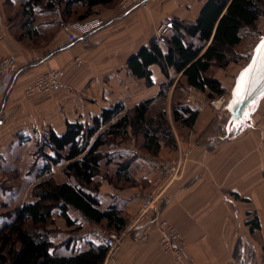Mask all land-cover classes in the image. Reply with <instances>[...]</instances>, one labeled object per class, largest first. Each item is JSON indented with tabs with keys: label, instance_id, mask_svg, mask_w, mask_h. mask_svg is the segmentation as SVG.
Segmentation results:
<instances>
[{
	"label": "crops",
	"instance_id": "obj_1",
	"mask_svg": "<svg viewBox=\"0 0 264 264\" xmlns=\"http://www.w3.org/2000/svg\"><path fill=\"white\" fill-rule=\"evenodd\" d=\"M206 1L148 0L145 4L152 7L137 6L122 15H118L117 8L98 6L96 10L105 17L106 24L93 34L89 48L69 40L72 22H63L57 12H36V19L27 22L23 4H0V60L13 55L20 65L9 91L0 94V137L9 140L7 146L4 140L0 143L1 163L16 168L6 161L7 152L14 150L17 140L22 148L34 141L37 131L49 127L62 133L65 128L60 130L55 120L61 121L63 127L67 121L91 122L103 108L121 101L130 107L155 96L166 79L160 67H151L154 82L149 86L144 78L131 74L130 57L153 37L162 42L168 31L159 34V27L173 15L195 20ZM51 69L65 71V87L51 94L26 95L34 81ZM174 72L170 69L171 75ZM234 84L235 81L230 94ZM230 118L229 109L224 115L209 110L199 114L194 129L184 138L185 144L190 143V157L183 177L165 194L161 216L181 236L182 260L177 261L173 253L162 249L160 233L155 231L143 242L123 240L109 249L103 264H264V96L243 127L232 128ZM176 148L163 146L161 150H170L174 155ZM123 149L137 151L131 145ZM144 171L134 174L135 178L151 183L155 169ZM97 179L103 177L99 175ZM105 184L112 186L106 180L102 186ZM114 189L100 191L103 206L119 199L124 210H134L140 190ZM69 212L82 225L79 230H86L89 222L75 209ZM54 214L60 216V210ZM85 230L75 236L70 246L86 250L96 243L91 230ZM67 235L73 236L68 232L51 233L59 253H69L61 243Z\"/></svg>",
	"mask_w": 264,
	"mask_h": 264
},
{
	"label": "trees",
	"instance_id": "obj_2",
	"mask_svg": "<svg viewBox=\"0 0 264 264\" xmlns=\"http://www.w3.org/2000/svg\"><path fill=\"white\" fill-rule=\"evenodd\" d=\"M117 1L23 0L22 4L27 22L34 21L36 12L52 11L59 13L63 22L71 23L97 16L96 7ZM263 16L264 0H207L193 21L172 17L167 22L171 29L162 36V42L153 37L128 61L131 74L144 78L149 86L154 82L151 67H160L169 81L160 83L155 96L130 107L121 101L103 108L91 122L67 121L60 134L52 128L44 131L37 140L36 155L46 160L41 167V177L45 176L33 186L35 199L5 210L8 221L0 226V264H103L110 249L104 244L91 243L88 249L78 250L70 246L75 236H68L61 243L68 247L69 253L57 251L59 246L52 241L49 228L55 223V210H60V216L74 230L81 226L71 217L70 209L78 211L89 223L121 232L128 223L122 201L113 200L104 207L100 189L104 180L119 188L124 187L119 186L121 182L138 185L139 181L131 175L138 153L123 149L132 134H141L142 148L154 154L163 146L177 147L172 128L165 125L166 109L152 112L153 105L166 98L174 82L170 69H174V75L181 74L179 82L185 88L196 87L211 99L223 95L226 87L211 69L226 68L233 61L244 60L243 68L249 62L264 35L259 29ZM251 32L254 33L251 49L247 53L238 51ZM173 117L177 123L193 127L199 112L189 105L180 106L174 109ZM103 146L110 149L104 152ZM64 162L67 179L58 180L53 170ZM113 162H117L113 173L103 174V165ZM99 175L103 180L97 179Z\"/></svg>",
	"mask_w": 264,
	"mask_h": 264
},
{
	"label": "rangeland",
	"instance_id": "obj_3",
	"mask_svg": "<svg viewBox=\"0 0 264 264\" xmlns=\"http://www.w3.org/2000/svg\"><path fill=\"white\" fill-rule=\"evenodd\" d=\"M11 0H0V4H22L23 0H17L18 3H11ZM122 0H118L115 4H111L109 6H103L104 8H117L118 15H122L126 13V11L129 9V6L132 4H122ZM153 4H141L139 8H148L149 6L152 7ZM163 5V4H162ZM197 6L198 4H193V7ZM130 11V10H129ZM100 18L105 19V17L101 14V12H98L96 14ZM192 15V13L190 14ZM175 17V15H173ZM36 19V18H35ZM34 19V20H35ZM188 20V19H186ZM259 29L264 31V16L261 18ZM258 29V30H259ZM254 33L251 32L250 34H247V36L244 39V42L242 46L238 49V51H242L247 53L254 42ZM93 36V35H92ZM92 43V38L89 43V45L85 46L84 48H89V46ZM244 64V60H241L240 63L237 61H233L228 67L221 68V67H213L211 72L216 78H219L223 85L226 87V92L221 95L214 98H209L207 93L196 88L194 90H189L188 88H185L181 82H179V78L181 77V74H173V80L174 82L170 86V89L168 90V93L166 95V98H163L160 102H157L152 107L153 114L157 113V111L162 108L166 109V126H169L172 128L174 135L176 137V141L179 144V146L176 148V152L174 155H170V150L167 152H164L161 150L159 153L154 154L153 152H149L142 148L144 137L139 135H131L129 140H127L124 143V146L131 145L137 150L138 156H136L133 161V166L131 169V175L134 176L136 173H143L144 170L147 171V168L150 169V167L155 169L156 174H154V181L152 183H148L146 181L138 182V188L136 186L132 185L131 182H126L125 184L123 182L119 183V186L123 185V188L115 187V183L111 184L112 186H109L107 184L103 185L100 189L101 191L108 190V188H115L114 190L117 192H135L140 190L141 197L135 206V209L132 211L124 210V213L127 215L128 223L126 227L119 232L120 234L126 230V228L133 222L134 219H136L141 209L144 207L145 204H147L148 199H150L149 196H152V194L155 196L157 193L161 192V183L160 180H162L164 176V169L163 166L161 167V164L173 160L175 158H182L183 161L186 163L185 169L187 166V163L189 162V151H190V143L188 142L185 144L184 138L188 136L189 131L194 129L193 127H186L179 123H177L174 120L173 117V111L175 108H178L180 106H192L195 108L199 114L203 113L204 111H211L213 113H227V108L229 99H230V90L231 86L234 83L236 79V75L239 72V69H241L242 65ZM164 81H169V79L166 77ZM181 83V84H180ZM185 88V89H184ZM186 96V97H185ZM185 97V98H184ZM186 98H189L187 102H185ZM224 110V111H223ZM57 126H59L60 130H63L65 127H63V123L61 121H54ZM60 124V125H59ZM63 124V125H61ZM50 130L49 127L47 130ZM44 131H37V134L33 138L34 141L31 143L23 145L22 148H19L17 145L18 140L16 141V147L11 152H7V158L9 165H16V168H7L6 165L2 164L0 161V226L5 222L6 216L4 215L5 210L13 209L15 206L22 204L25 201L33 200L35 199L34 196V190L33 186L35 182L40 181L43 178L41 177V167L45 164L46 160L39 154L36 155L37 151V140L40 138L41 134ZM16 138V137H15ZM4 140L5 146L8 145L9 140H5L0 137V143ZM14 141V142H15ZM36 145V146H35ZM110 149L109 146H103L102 150L104 152H107V150ZM140 161L143 163L140 165ZM140 162V163H139ZM151 163V164H150ZM67 162H64L62 164H58L54 167V174L56 175L58 180H66V174L64 173V167ZM117 162H113L111 165L104 164L103 165V174H106L109 172L110 174L113 173L114 169L116 168ZM152 165V166H151ZM19 166V167H18ZM144 166V167H143ZM147 166V168H146ZM163 169V170H162ZM149 171V170H148ZM107 173V174H109ZM135 177V176H134ZM55 223L49 228L51 229V233L58 232V233H65L68 232L73 236H78L81 232H83L85 229L74 231V227L66 226L65 220L62 216H57L53 214ZM77 225H80V223L77 222ZM82 226V225H80ZM81 228V227H80ZM104 229L107 231L114 230L113 228L107 227L105 225L96 224V223H88L86 226L85 231H92L95 229ZM68 235L64 238H66ZM73 239V237H71ZM131 239L133 242L135 241L132 237L131 233H128L124 240ZM63 240V241H64ZM137 242V241H135Z\"/></svg>",
	"mask_w": 264,
	"mask_h": 264
},
{
	"label": "built area",
	"instance_id": "obj_4",
	"mask_svg": "<svg viewBox=\"0 0 264 264\" xmlns=\"http://www.w3.org/2000/svg\"><path fill=\"white\" fill-rule=\"evenodd\" d=\"M148 0H122V4H132L126 13ZM106 24V21L99 16H93L86 20L74 21L71 24L73 29L69 34L71 42H79L83 45H89L92 35L95 34ZM171 29L168 23L159 27V34H163ZM20 70L17 58L13 55L4 56L0 60V94H5L12 86L13 80ZM65 71L63 69H51L40 75L26 91V95L51 94L65 87ZM3 119L0 118V125ZM186 163L183 159L175 158L163 164L164 176L161 183V192L157 195L149 196L147 204L141 209L139 216L123 231L121 234L114 230L107 231L101 228L92 230L90 235L97 244H104L114 249L119 246L128 233L137 242L146 241L149 236L157 231L160 233V245L166 252L173 253L177 261L182 260L183 253L179 246L181 236L177 228L167 219L161 216V207L165 199L168 188L177 180L183 177Z\"/></svg>",
	"mask_w": 264,
	"mask_h": 264
},
{
	"label": "water",
	"instance_id": "obj_5",
	"mask_svg": "<svg viewBox=\"0 0 264 264\" xmlns=\"http://www.w3.org/2000/svg\"><path fill=\"white\" fill-rule=\"evenodd\" d=\"M262 37H264V35ZM260 41L261 39L256 44L255 49L260 44ZM252 57L237 75L235 79V84L232 89L231 98L229 99L228 103V109L231 112V127L235 129H239L247 123V121L251 118L252 113L255 110V107L257 106L259 100L264 96V79H261L260 74L258 72L252 74V82L247 89V94H245L244 92H236V87L239 81L240 74L252 62ZM243 87L244 85L242 83V88ZM234 101L238 102L234 103Z\"/></svg>",
	"mask_w": 264,
	"mask_h": 264
},
{
	"label": "snow or ice",
	"instance_id": "obj_6",
	"mask_svg": "<svg viewBox=\"0 0 264 264\" xmlns=\"http://www.w3.org/2000/svg\"><path fill=\"white\" fill-rule=\"evenodd\" d=\"M258 72L261 79H264V37L261 38L260 44L255 49L252 57V62L245 68L239 77L236 92H244L247 94V89L252 82V74ZM242 83L244 87L242 88ZM238 101H234L236 103Z\"/></svg>",
	"mask_w": 264,
	"mask_h": 264
},
{
	"label": "bare ground",
	"instance_id": "obj_7",
	"mask_svg": "<svg viewBox=\"0 0 264 264\" xmlns=\"http://www.w3.org/2000/svg\"><path fill=\"white\" fill-rule=\"evenodd\" d=\"M230 98H231V95H230Z\"/></svg>",
	"mask_w": 264,
	"mask_h": 264
}]
</instances>
